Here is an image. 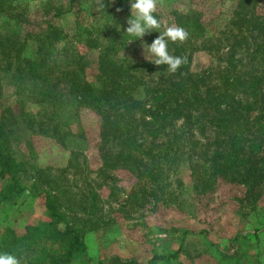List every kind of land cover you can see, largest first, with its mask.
Masks as SVG:
<instances>
[{
  "label": "trees",
  "instance_id": "obj_1",
  "mask_svg": "<svg viewBox=\"0 0 264 264\" xmlns=\"http://www.w3.org/2000/svg\"><path fill=\"white\" fill-rule=\"evenodd\" d=\"M20 6L22 0H0V14L14 22L7 33L0 31V68L38 108L30 126L36 123L64 148L75 149L69 138L81 137L60 110L70 102L78 118L82 107L90 109L98 121V173L105 166L125 169L139 180V193L148 189L147 196L161 194L165 202L179 196L175 188L182 181L176 176L184 164L191 177L203 169L196 193L220 179L264 182V0H237L214 33L197 13L169 10L172 24L189 33L183 43L169 41L170 54L187 57L174 74L149 61L154 57L147 44L164 30L162 22L141 38L124 32L129 0H47L38 10L41 23L22 28L24 36L17 33ZM67 15L72 22L62 24ZM154 15L161 21V12ZM198 52L214 60L195 69ZM7 130L0 117V177L9 181L0 194L5 198L23 190L26 174L25 162L9 151ZM60 239L66 243L65 264L76 250L84 252L74 232L64 231ZM174 256L153 254L148 264Z\"/></svg>",
  "mask_w": 264,
  "mask_h": 264
},
{
  "label": "rangeland",
  "instance_id": "obj_2",
  "mask_svg": "<svg viewBox=\"0 0 264 264\" xmlns=\"http://www.w3.org/2000/svg\"><path fill=\"white\" fill-rule=\"evenodd\" d=\"M46 1L22 0L23 6L15 10L20 36L22 28L34 30L41 23L38 10ZM236 1L163 0L157 11L166 27L172 25L169 10L186 8L214 33ZM67 16L62 24L72 22ZM12 23L9 15L0 14L1 32L10 31ZM213 60L198 52L193 67ZM1 69L0 117L8 129L9 151L25 162L26 174L22 191L0 196V252L16 256L21 264H65L66 243L60 236L67 231L85 244L69 264H148L153 254L175 256L152 264H264V182L255 186L220 179L208 191L196 193L193 186L200 184L203 169L191 177L190 166L184 164L176 176L182 182L175 188V201L165 202L161 194L158 199L147 196L148 189L142 195L139 180L125 169L105 166L98 173V121L90 109L82 107L78 118L70 102L60 110L69 129L81 137L69 138L75 149L64 148L34 121L30 126L38 108L27 100L24 87ZM8 184L0 177L1 195Z\"/></svg>",
  "mask_w": 264,
  "mask_h": 264
},
{
  "label": "clouds",
  "instance_id": "obj_3",
  "mask_svg": "<svg viewBox=\"0 0 264 264\" xmlns=\"http://www.w3.org/2000/svg\"><path fill=\"white\" fill-rule=\"evenodd\" d=\"M158 3L162 4L163 0H129L131 15L126 20L127 27L124 32L129 36L141 38L153 29H160L161 21L154 15ZM158 32L159 35L151 44H147V51L154 57L149 61L157 66L166 65L168 73L174 74L187 62V57L170 54L169 41L183 43L188 39L189 33L182 26L175 24L168 25ZM0 264H21V259L7 252H0Z\"/></svg>",
  "mask_w": 264,
  "mask_h": 264
}]
</instances>
